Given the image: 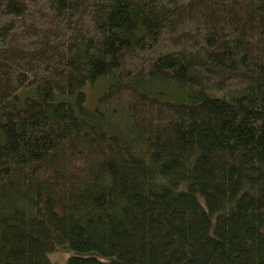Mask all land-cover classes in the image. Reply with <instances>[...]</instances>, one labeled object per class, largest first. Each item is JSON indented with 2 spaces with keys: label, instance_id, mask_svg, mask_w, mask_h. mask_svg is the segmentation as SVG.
Returning <instances> with one entry per match:
<instances>
[{
  "label": "trees",
  "instance_id": "16d2710c",
  "mask_svg": "<svg viewBox=\"0 0 264 264\" xmlns=\"http://www.w3.org/2000/svg\"><path fill=\"white\" fill-rule=\"evenodd\" d=\"M58 248L264 264V0H0V264Z\"/></svg>",
  "mask_w": 264,
  "mask_h": 264
},
{
  "label": "rangeland",
  "instance_id": "374dc122",
  "mask_svg": "<svg viewBox=\"0 0 264 264\" xmlns=\"http://www.w3.org/2000/svg\"><path fill=\"white\" fill-rule=\"evenodd\" d=\"M219 94V93H216ZM211 95H215L214 93H211ZM71 255V253H69ZM68 254V251L64 248H58L55 253L52 255V260L54 264H66V261L70 255Z\"/></svg>",
  "mask_w": 264,
  "mask_h": 264
}]
</instances>
